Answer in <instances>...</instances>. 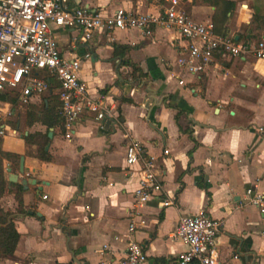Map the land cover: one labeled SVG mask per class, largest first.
I'll list each match as a JSON object with an SVG mask.
<instances>
[{"label": "crops", "instance_id": "obj_1", "mask_svg": "<svg viewBox=\"0 0 264 264\" xmlns=\"http://www.w3.org/2000/svg\"><path fill=\"white\" fill-rule=\"evenodd\" d=\"M213 1L218 4L179 0L178 9L203 23L221 17L219 2H233L224 29L236 42L247 41L253 9H261L264 17V0ZM65 2L103 16L117 9L155 15L169 4ZM52 29L61 55L80 61L78 77L89 95L110 96L114 120L101 128L83 113L66 140L59 127L47 129L34 121L41 107L58 110L57 81V87L50 84L46 93L25 105L17 93H8V101H2L10 114L4 117L7 131L0 153L10 157L1 159L6 184L0 211L19 239L13 256L0 258V264H116L129 242L142 247L145 264H177L185 246L170 234L180 217L201 210L223 222L216 242L221 260L264 264V217L245 196L249 187L264 194V61L216 53L194 78L176 64L184 42L174 31L155 27L150 36L137 29L94 32L82 42L77 29ZM258 34L264 39V23ZM34 134L35 143H27ZM43 136L48 139V162L37 157ZM131 143L142 145V157L153 160L161 188L142 208L135 207L132 195L141 164L129 168L125 163ZM19 188L20 210L14 197ZM131 223L135 228L129 233Z\"/></svg>", "mask_w": 264, "mask_h": 264}, {"label": "built area", "instance_id": "obj_2", "mask_svg": "<svg viewBox=\"0 0 264 264\" xmlns=\"http://www.w3.org/2000/svg\"><path fill=\"white\" fill-rule=\"evenodd\" d=\"M179 0H169L168 6L152 15L117 9L109 16L91 12L85 6L69 8L65 0H0V141L7 128L1 97L17 93V100L25 105L31 97L49 90L48 81L40 77L47 73L59 83L58 111L63 120L64 138L71 139L75 121L83 113L93 116L102 128L114 120V106L105 93L91 97L79 77L78 58L61 55L52 27L77 29L82 42L89 41L94 32L127 31L137 29L150 36L152 29L161 27L176 32L183 40L182 52L176 64L186 75L198 78L212 63L214 54L229 58L251 57L264 61V39L257 42H236L230 36L216 35L211 21L195 22L178 9ZM178 80L179 85H183ZM143 146L131 143L125 148L127 167L141 164L137 187L133 191L136 208H142L161 188L154 173L153 160L144 159ZM163 150V155H168ZM246 202L264 217V194L254 187L245 190ZM163 206L169 203L162 202ZM223 227L222 220L200 211L177 221L170 238L179 241L185 250L178 255L177 264H226L221 260L216 242ZM134 224L129 225V233ZM264 235V231L262 232ZM146 255L136 242L127 244L124 256L116 264H145ZM98 264H108L100 261Z\"/></svg>", "mask_w": 264, "mask_h": 264}, {"label": "trees", "instance_id": "obj_3", "mask_svg": "<svg viewBox=\"0 0 264 264\" xmlns=\"http://www.w3.org/2000/svg\"><path fill=\"white\" fill-rule=\"evenodd\" d=\"M205 1H212L213 3H216L217 1L213 0H205ZM221 6H223V13L221 17L219 18H213L211 20L213 31L216 35L220 36H226V31L224 29V24L227 21V13L231 14L234 10V3L233 2H227V1H221L219 2ZM264 9V5L262 7ZM260 10H252V17L250 20V23L246 30V36L245 40H259L260 35L258 34L262 30V25L264 23V17L260 16ZM242 39V38H240ZM246 41V42H247ZM135 70V68H134ZM48 81V84L53 85L54 87L58 86V83L56 82V79L48 74V77L45 78ZM8 93L1 97V101H8ZM14 97L15 95L12 94ZM13 101V98H12ZM39 115L34 116V121L40 122L43 125L46 126L47 129H54L56 127H59L61 132H63V120L59 114V111L55 108H47L41 107V110L38 112ZM38 135H30L28 136L26 142L27 143H35L34 138ZM48 143V139L46 136L42 137V143L39 146V156H37L40 160L48 162L50 161V157L44 152V147ZM2 157H10L9 155L0 153V198L2 197L4 191H5V180L3 176V168L1 164ZM22 191L21 188H19V191H17L14 194L15 200L18 205V210L22 207V200H21ZM6 215L3 214L0 211V258H7L13 256L15 247L17 245L19 235L15 231L14 225L11 221L7 222Z\"/></svg>", "mask_w": 264, "mask_h": 264}, {"label": "water", "instance_id": "obj_4", "mask_svg": "<svg viewBox=\"0 0 264 264\" xmlns=\"http://www.w3.org/2000/svg\"><path fill=\"white\" fill-rule=\"evenodd\" d=\"M236 39H237V38H236ZM51 136H52V134H51V131H50L49 134H48V137L51 138ZM22 161H23V160L21 159V162H20V172H21V173L23 172V169H22V168H23V163H22ZM27 182H28L27 180H23V181H22V184H26ZM34 183H35V182H34Z\"/></svg>", "mask_w": 264, "mask_h": 264}, {"label": "rangeland", "instance_id": "obj_5", "mask_svg": "<svg viewBox=\"0 0 264 264\" xmlns=\"http://www.w3.org/2000/svg\"><path fill=\"white\" fill-rule=\"evenodd\" d=\"M43 75H41L40 77H42Z\"/></svg>", "mask_w": 264, "mask_h": 264}]
</instances>
